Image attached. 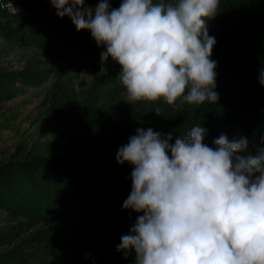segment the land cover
I'll list each match as a JSON object with an SVG mask.
<instances>
[{"label": "trees", "instance_id": "obj_1", "mask_svg": "<svg viewBox=\"0 0 264 264\" xmlns=\"http://www.w3.org/2000/svg\"><path fill=\"white\" fill-rule=\"evenodd\" d=\"M17 1V12L0 3V39L31 54L21 68L0 63V100L12 99L23 85L44 83L50 58L100 65L79 89L57 81L44 101V114L58 127L87 130V137L65 142L59 154L23 157L15 151L0 161V209L20 219L0 232V264H135V250L118 251V245L142 213L123 207L133 166L119 163L117 154L137 129L170 134L174 143L199 125L210 147L225 134L246 137L245 154L264 149V0H220L217 15L206 21L216 40L210 59L217 63L219 100L175 106L163 98L126 102L117 78L122 67L111 57L102 63L106 46L89 30L77 31L70 17L60 18L50 0ZM99 2L85 0L84 7L95 10ZM109 2L118 9L122 0Z\"/></svg>", "mask_w": 264, "mask_h": 264}, {"label": "clouds", "instance_id": "obj_2", "mask_svg": "<svg viewBox=\"0 0 264 264\" xmlns=\"http://www.w3.org/2000/svg\"><path fill=\"white\" fill-rule=\"evenodd\" d=\"M50 2L106 46L102 63L111 57L122 67L126 102H218L206 21L220 0H122L118 9L100 0L95 10L85 0ZM259 79L264 85V67ZM205 133L197 125L172 143L170 134L137 129L120 147L118 162L133 166L123 207L142 215L118 251L134 249L135 264H264V149L245 154L248 139L225 134L213 148Z\"/></svg>", "mask_w": 264, "mask_h": 264}, {"label": "rangeland", "instance_id": "obj_3", "mask_svg": "<svg viewBox=\"0 0 264 264\" xmlns=\"http://www.w3.org/2000/svg\"><path fill=\"white\" fill-rule=\"evenodd\" d=\"M30 54V49L8 46L0 39L1 64L21 68ZM99 65V62L82 59L66 64L50 58L46 64L49 77L44 83L23 85L21 93L12 99L0 100V161L8 159L15 151L23 157L59 154L65 142L87 137V130L58 127L56 120L44 114V101L57 81L79 89L84 81L92 80L93 68ZM18 222V217L0 209V232L10 230Z\"/></svg>", "mask_w": 264, "mask_h": 264}, {"label": "built area", "instance_id": "obj_4", "mask_svg": "<svg viewBox=\"0 0 264 264\" xmlns=\"http://www.w3.org/2000/svg\"><path fill=\"white\" fill-rule=\"evenodd\" d=\"M1 6L12 12H17L20 9V4L17 0H0Z\"/></svg>", "mask_w": 264, "mask_h": 264}]
</instances>
